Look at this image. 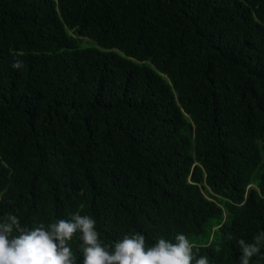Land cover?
<instances>
[{"label":"trees","instance_id":"obj_1","mask_svg":"<svg viewBox=\"0 0 264 264\" xmlns=\"http://www.w3.org/2000/svg\"><path fill=\"white\" fill-rule=\"evenodd\" d=\"M8 213L234 264L264 231V0H0Z\"/></svg>","mask_w":264,"mask_h":264},{"label":"clouds","instance_id":"obj_2","mask_svg":"<svg viewBox=\"0 0 264 264\" xmlns=\"http://www.w3.org/2000/svg\"><path fill=\"white\" fill-rule=\"evenodd\" d=\"M12 66L19 69L23 61L17 60ZM79 235L81 264H192L193 261L194 245L183 233L176 235L175 243L159 238L150 247H146L142 233L126 234L109 250L101 243L96 221L91 216L75 213L71 219H59L47 228L41 225L30 230L21 227L16 215L8 213L0 219V264H77L67 242ZM262 241L264 231L253 237V243L240 239L241 251L234 264H264L256 261ZM253 256L255 259L250 261ZM195 264H209V261L201 256Z\"/></svg>","mask_w":264,"mask_h":264},{"label":"rangeland","instance_id":"obj_3","mask_svg":"<svg viewBox=\"0 0 264 264\" xmlns=\"http://www.w3.org/2000/svg\"><path fill=\"white\" fill-rule=\"evenodd\" d=\"M262 164H263V162L260 165H258V168H260L262 166Z\"/></svg>","mask_w":264,"mask_h":264}]
</instances>
